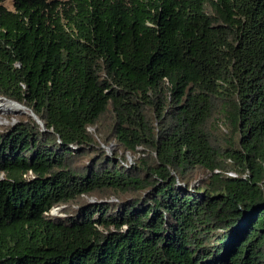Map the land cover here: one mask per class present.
<instances>
[{"label":"trees","instance_id":"16d2710c","mask_svg":"<svg viewBox=\"0 0 264 264\" xmlns=\"http://www.w3.org/2000/svg\"><path fill=\"white\" fill-rule=\"evenodd\" d=\"M3 1L0 264H264V0Z\"/></svg>","mask_w":264,"mask_h":264},{"label":"water","instance_id":"95a60500","mask_svg":"<svg viewBox=\"0 0 264 264\" xmlns=\"http://www.w3.org/2000/svg\"><path fill=\"white\" fill-rule=\"evenodd\" d=\"M0 101H3L5 103H9V104L15 105L16 107L19 108V111H17V112H14L13 111V112H9V113H13V114L26 113V114H28L32 119H34L42 127V130L43 131L45 130L42 122L35 116V114L32 113L31 111L26 112L27 109L22 104H19L17 102L11 101V100H6L3 97H0ZM58 210H59L58 208L53 209L52 210V214L56 215V211H58ZM53 212H55V213H53Z\"/></svg>","mask_w":264,"mask_h":264},{"label":"rangeland","instance_id":"374dc122","mask_svg":"<svg viewBox=\"0 0 264 264\" xmlns=\"http://www.w3.org/2000/svg\"><path fill=\"white\" fill-rule=\"evenodd\" d=\"M11 2H12V0H4L3 1V4H4V6L5 7H7L8 9H12V4H11ZM26 112H28L27 110H26ZM21 114V113H20ZM24 114H26V113H24ZM6 115L7 116H14V115H19V114H13V113H9V112H1L0 113V123H2V122H5L6 123V121H4L3 119H4V117H6ZM109 151V153H111V151L110 150H108ZM129 160H131L132 158L131 157H127ZM131 163H132V161H131ZM59 211V210H58ZM58 211H56V214L58 213ZM51 213H52V211H51ZM53 213H55V212H53Z\"/></svg>","mask_w":264,"mask_h":264},{"label":"bare ground","instance_id":"6f19581e","mask_svg":"<svg viewBox=\"0 0 264 264\" xmlns=\"http://www.w3.org/2000/svg\"><path fill=\"white\" fill-rule=\"evenodd\" d=\"M17 112L19 111V108L16 107L15 105L5 103L3 101H0V113L2 112Z\"/></svg>","mask_w":264,"mask_h":264}]
</instances>
